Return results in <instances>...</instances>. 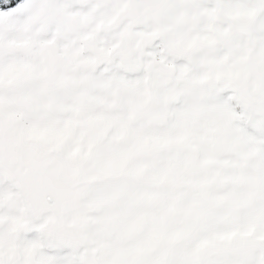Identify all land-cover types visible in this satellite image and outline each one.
<instances>
[{"label": "snow or ice", "instance_id": "snow-or-ice-1", "mask_svg": "<svg viewBox=\"0 0 264 264\" xmlns=\"http://www.w3.org/2000/svg\"><path fill=\"white\" fill-rule=\"evenodd\" d=\"M0 264H264V0H0Z\"/></svg>", "mask_w": 264, "mask_h": 264}]
</instances>
